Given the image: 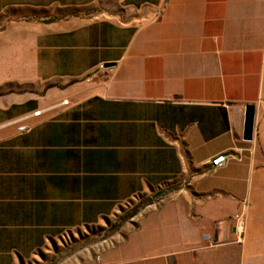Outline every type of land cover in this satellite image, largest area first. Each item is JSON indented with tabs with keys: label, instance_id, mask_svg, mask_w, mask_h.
<instances>
[{
	"label": "crops",
	"instance_id": "obj_1",
	"mask_svg": "<svg viewBox=\"0 0 264 264\" xmlns=\"http://www.w3.org/2000/svg\"><path fill=\"white\" fill-rule=\"evenodd\" d=\"M259 103L264 0H0V264H264Z\"/></svg>",
	"mask_w": 264,
	"mask_h": 264
},
{
	"label": "rangeland",
	"instance_id": "obj_2",
	"mask_svg": "<svg viewBox=\"0 0 264 264\" xmlns=\"http://www.w3.org/2000/svg\"><path fill=\"white\" fill-rule=\"evenodd\" d=\"M264 104L259 103L255 112V124H254V137L259 138L264 137ZM261 160L264 161V146H261L259 153H256ZM126 219L125 217L115 218L110 225H102L99 227L81 229L77 234L73 235L72 246L70 245L69 239L67 242L62 243V258L64 256H69V250L71 252L76 251L77 253V264H89L91 258H94L102 247H105L112 242V238L116 235L118 226L122 221ZM71 246V247H69ZM53 249H51V257L48 258L43 264H57V259L53 254Z\"/></svg>",
	"mask_w": 264,
	"mask_h": 264
},
{
	"label": "built area",
	"instance_id": "obj_3",
	"mask_svg": "<svg viewBox=\"0 0 264 264\" xmlns=\"http://www.w3.org/2000/svg\"><path fill=\"white\" fill-rule=\"evenodd\" d=\"M227 162V156L225 154H219L213 159L210 160L209 164L210 167L213 169H217L223 166ZM246 204H244V208ZM233 226H234V233L238 238V242H241L245 232V225H246V213L245 210L236 213L233 216Z\"/></svg>",
	"mask_w": 264,
	"mask_h": 264
},
{
	"label": "water",
	"instance_id": "obj_4",
	"mask_svg": "<svg viewBox=\"0 0 264 264\" xmlns=\"http://www.w3.org/2000/svg\"><path fill=\"white\" fill-rule=\"evenodd\" d=\"M103 67L107 68L109 67V65H105ZM255 112L256 109L254 105H246L244 108L243 127H242L243 141L250 142L253 139Z\"/></svg>",
	"mask_w": 264,
	"mask_h": 264
}]
</instances>
